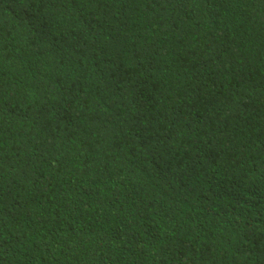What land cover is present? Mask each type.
<instances>
[{"label": "trees", "instance_id": "16d2710c", "mask_svg": "<svg viewBox=\"0 0 264 264\" xmlns=\"http://www.w3.org/2000/svg\"><path fill=\"white\" fill-rule=\"evenodd\" d=\"M0 264H264V0H0Z\"/></svg>", "mask_w": 264, "mask_h": 264}]
</instances>
